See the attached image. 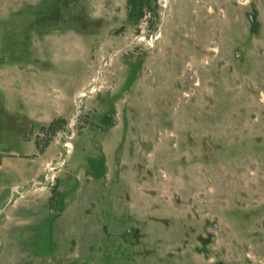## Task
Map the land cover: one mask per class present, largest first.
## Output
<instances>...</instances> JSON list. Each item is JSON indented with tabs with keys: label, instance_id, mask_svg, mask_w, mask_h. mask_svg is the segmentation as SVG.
<instances>
[{
	"label": "rangeland",
	"instance_id": "obj_1",
	"mask_svg": "<svg viewBox=\"0 0 264 264\" xmlns=\"http://www.w3.org/2000/svg\"><path fill=\"white\" fill-rule=\"evenodd\" d=\"M0 264H264V0H0Z\"/></svg>",
	"mask_w": 264,
	"mask_h": 264
},
{
	"label": "crops",
	"instance_id": "obj_2",
	"mask_svg": "<svg viewBox=\"0 0 264 264\" xmlns=\"http://www.w3.org/2000/svg\"><path fill=\"white\" fill-rule=\"evenodd\" d=\"M13 155H16V154H13ZM4 160H24V159H18V158H7V159H5L4 158Z\"/></svg>",
	"mask_w": 264,
	"mask_h": 264
}]
</instances>
